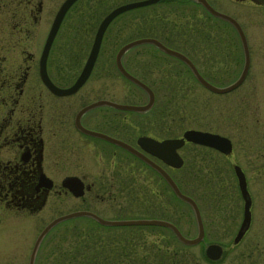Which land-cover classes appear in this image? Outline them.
<instances>
[{
  "label": "flooded vegetation",
  "instance_id": "obj_1",
  "mask_svg": "<svg viewBox=\"0 0 264 264\" xmlns=\"http://www.w3.org/2000/svg\"><path fill=\"white\" fill-rule=\"evenodd\" d=\"M160 1L163 0L158 2ZM170 1L173 0L164 2ZM182 1L187 3L190 0H180ZM194 1L195 5L204 8L210 18L205 51L210 70L220 67L221 73H228L236 62L239 64L238 74L236 72L228 82H216L208 76L213 84L226 86L239 77L246 64V53L240 35L229 20L216 16L202 3ZM207 1L216 10L233 16L241 25L246 37V73L236 87L221 93L227 95L246 83L253 65L255 50L242 15L246 13V6H259L264 9V0ZM54 2L55 0H0V264H6L2 230L8 213L36 216L45 210H59L57 216L81 209L91 210L105 218L152 220L145 224L128 225L141 228L142 235H135L139 232L134 233L131 229L127 231L129 237L126 244L117 245L113 251L115 264H193V247L205 248L209 243L223 245V253L228 246L241 244L244 260L258 261L264 251L262 246L259 248L261 235L258 233L261 232L262 226L255 224L258 195H252L251 183L243 166L236 162L232 164V167L239 165L244 173L247 189L245 197L239 189L235 175L239 193L218 198L225 206L222 222L231 234V243L209 240L207 233L214 230L212 228L217 227L221 221L209 225V228L201 200L185 193L181 182L172 172L180 166L167 164L138 142L141 137L156 140L173 137L163 135L167 129L164 114H88L91 110L89 109L78 115V110L91 101L71 99L68 98L69 94H57L42 80L40 70L44 63L48 78L55 85L66 87L54 75L55 57L52 48L55 37L43 61L41 57L50 25L62 0L57 2L49 17ZM213 20L222 22L223 26H229L233 33L219 28ZM231 100L229 97L226 99L229 105ZM254 105L253 109L242 107L239 113L229 112V106L224 122L230 127L234 120L237 121L238 128L244 132V139L249 138L245 141L246 147L256 154L257 163L263 166L264 112L258 114V105ZM261 110L264 111V106ZM87 130L106 134L133 146L166 170L181 190L198 206L203 227L202 239L194 244L184 243L172 228L161 223H173L188 238L195 237L198 233V223L191 203L172 192L166 179L157 169L124 146L108 138L88 133ZM212 132L220 133L215 130ZM225 136L231 141V149L224 155H231L234 152V138L228 133ZM179 149L177 152L181 155ZM104 154H108L111 159L100 160ZM117 155H120L119 159H115ZM167 189L171 193L168 194ZM246 198L249 222L241 238L234 242V236L244 218ZM120 200L126 203L120 205ZM202 200L216 201L209 194ZM217 207L211 210L216 211ZM66 208L67 210H61ZM129 208L142 209V213L139 211L141 214L131 215ZM101 211L111 217L104 216ZM110 211L112 213H109ZM214 219L213 217L210 222L214 223ZM94 223L102 228L121 226L104 225L96 221Z\"/></svg>",
  "mask_w": 264,
  "mask_h": 264
},
{
  "label": "rangeland",
  "instance_id": "obj_2",
  "mask_svg": "<svg viewBox=\"0 0 264 264\" xmlns=\"http://www.w3.org/2000/svg\"><path fill=\"white\" fill-rule=\"evenodd\" d=\"M58 1L60 0H55L52 5L49 17ZM130 1L134 0H76L70 6L57 31L52 48L55 57L54 75L58 81L62 82V85H70L79 73L100 19L111 8ZM164 1L134 7L114 17L105 30L91 74L76 92L69 94L68 98L86 99V101L108 99L130 104L144 103L147 100L145 91L121 75L114 61L115 52L120 45L141 37H154L164 45L183 52L208 80L210 77L216 82H228L236 72L238 74L237 62L228 73H221L220 67L210 70L205 53L210 18L203 7L195 5L194 0L187 3L180 0L168 3ZM242 18L256 52L254 51L253 65L246 83L230 94L211 92L196 81L182 61L162 52L153 43L145 42L132 46L124 53L122 62L131 74L154 90L153 106L140 113L164 114L167 125L164 136H180L187 128L215 130L233 136L234 152L231 155H224L212 148L186 142L179 149L184 162L179 169L172 172L181 182L185 193L192 194L201 200L208 226L221 221L217 227L212 228L214 230L207 233V238L231 243V234L227 232L226 225L222 222L225 206L218 198L239 193L232 164L236 162L243 166L251 183L252 195H258L255 224L262 226L261 232L258 233L261 235L262 243L259 248L261 246L264 248V165L257 163L256 154L246 147L245 141L249 138L244 139V132L238 128L237 121L234 120L230 127L224 122L229 106H231L229 112L239 113L242 107L255 108L254 103H256L257 113L261 115L264 112L261 110L264 106V9L259 6H246V13L242 15ZM213 21L219 28L233 33L229 26ZM228 97L232 99L230 105L226 101ZM98 112L139 113L134 110H118L112 106L99 105L93 107L88 114ZM119 158L120 155H117L115 159ZM109 159L111 158L108 154L100 158L104 161ZM167 192L171 193L169 189ZM207 194L212 195L216 201L202 200ZM172 197L175 198L173 195ZM119 202L120 205L126 203L122 200ZM216 207L218 210H211ZM129 209L131 215L142 213V209ZM61 210H67V208ZM59 212V210H45L36 216L8 213L2 230L4 233L2 241L5 247L4 263L27 264L37 234ZM103 215L111 217L104 213ZM213 217L214 223H211ZM130 229L134 233L139 232L135 235H142V229L136 226L121 225L102 228L87 217L62 220L43 237L37 250L35 264H115L113 251L117 245L126 244L129 237L127 231ZM242 247L241 244L235 247L228 246L226 252L214 261L206 258L202 246L193 247L195 254L193 264H264L263 250L258 261L244 260L241 254Z\"/></svg>",
  "mask_w": 264,
  "mask_h": 264
},
{
  "label": "water",
  "instance_id": "obj_3",
  "mask_svg": "<svg viewBox=\"0 0 264 264\" xmlns=\"http://www.w3.org/2000/svg\"><path fill=\"white\" fill-rule=\"evenodd\" d=\"M74 1L75 0H64L62 2V4L60 5L59 9L57 10L56 15L54 17V20L52 22V25L50 27L49 33H48V37L46 40L44 51L42 53V61L45 57V53H46L47 49L49 48V46H50V44H51V42H52V40H53V38L57 32V29L61 23V20L64 16L65 12L67 11V9L70 7V5ZM155 1H157V0H135V1H131V2H127V3L117 5L116 7L111 9L101 19V21H100V23H99V25L95 31L93 42H92L90 51L88 53V56L85 60V63L83 65L82 69L80 70L78 76L76 77V79L74 80V82L70 86L63 88V87H58L57 85H55L48 78V76L46 74L44 63L42 64V67H41V78H42V80L47 84V86L52 91H54L57 94H69V93H73L74 91H76L85 82V80L88 78V76L92 70V67L94 65L95 59L97 57V54H98V51L100 48L103 33H104L106 27L108 26V24L110 23V21L116 15H118L119 13H121L127 9L147 5V4H150V3L155 2ZM197 1L201 2L208 11L215 14L216 16H220V17H223V18H226L227 20H229L236 27V29L240 35V38H241V41L243 43L245 53H246V64H245L242 72L240 73L239 77L235 81H233L230 84L223 86V87H219L217 85H214L213 83L208 81L199 72L196 65L193 63V61L187 55L182 53L181 51L164 45L161 41H159L158 39H156L154 37H141V38L130 40V41L124 43L123 45H121L119 47V49L117 50V52L115 54V64H116L117 69L119 70V72L123 76H125L126 78H128L132 82L136 83L138 86H140L141 88H143L147 92V94H148L147 101L145 103H142V104H130V103L115 102V101L108 100V99H98V100L92 101V102L84 105L78 111V115H80L81 113L87 111L88 109L93 108V107L98 106V105H110V106L116 107L118 109L134 110V111H138V112L146 111L152 106V104L154 102V91L152 90V88L148 84H146L145 82H143L142 80H140L139 78H137L136 76L131 74L124 67L122 60H121L123 53L127 49H129L132 46H135V45H138L141 43H145V42L153 43L154 45L158 46L160 49H162L166 53L173 55V56L179 58L180 60H182L190 68V70L192 71V73L194 74V76L196 77L198 82L209 90L222 93V92H226V91L231 90L232 88L236 87L241 82V80L244 78V75H245L246 69H247L248 48H247V44H246V37H245L244 31H243L242 27L240 26V24L238 23V21L234 17H232L231 15L216 10L215 8H213L208 3L207 0H197ZM87 131H88V133H93L96 136L99 135V136H102L104 138H108L111 141L116 142V143L124 146L129 151H131L132 153H134L135 155L140 157L142 160L148 162L152 167L157 169L160 172V174L166 179V181L168 182V184L172 188L173 192L178 197H180V198L191 203L193 210H194V213H195V216H196L197 223H198V233L195 237L188 238V237H185L173 223H171L169 221H161V223L172 228L174 230V232L176 233V235L178 236V238L180 240H182L184 243L194 244V243H196L202 239L203 227H202V221H201L200 211L198 209V206L196 205V203L194 202V200L190 196H188L187 194H185L184 192H182L180 190V188L178 187L176 182L173 180V178L170 176V174L166 170L161 168L152 159L148 158L145 154H143L142 152H140L139 150H137L133 146H131V145L119 140V139H116L114 137H110L106 134H102L99 132L90 131V130H87ZM186 140L192 141L195 143H199V144H203L206 146L214 147V148H216V149H218L224 153H227L231 149V142L227 137L222 136L218 133H213L210 131L194 129V128L185 129L183 131L182 135L179 137L165 138L161 141H158V140L150 138V137H141L138 139V142L143 146L144 149H146L147 151H149L152 154L157 155L158 157L163 159L167 164H169L173 167H179L182 165L183 159L178 154L177 148L182 146ZM234 171L238 177L240 190L245 197V194L247 193V189H246V180L244 177V173L242 172V170L240 169V167L238 165H234ZM76 216H89V217H92L93 219H95L97 222L104 224V225H134V224H145V223L152 221V220H149L146 218L106 219V218H103V217L99 216L98 214H96L90 210H85V209L72 211V212H69V213H66L63 215H59V216L53 218L51 221H49L42 228V230L39 232V234L37 235L35 242L33 244L31 253H30L29 264L34 263L37 248H38L39 243L42 240L43 236L46 234V232L57 222L64 220V219L71 218V217H76ZM248 222H249V209H248V198H246L244 218L242 220L240 228L238 229V231L234 237V242H237L241 238L243 231L245 229V226L248 224ZM204 251H205V255L209 259L216 260V259L220 258V256L222 255L223 247L219 243H209L206 245Z\"/></svg>",
  "mask_w": 264,
  "mask_h": 264
}]
</instances>
